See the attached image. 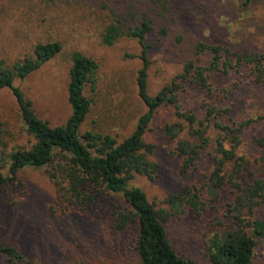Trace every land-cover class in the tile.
I'll list each match as a JSON object with an SVG mask.
<instances>
[{
    "label": "rangeland",
    "instance_id": "1",
    "mask_svg": "<svg viewBox=\"0 0 264 264\" xmlns=\"http://www.w3.org/2000/svg\"><path fill=\"white\" fill-rule=\"evenodd\" d=\"M127 1L0 0V59L11 63L30 54L37 42L62 44L61 52L50 61L23 80H14V85L31 101L38 118L55 126L68 117L69 56L72 51H79L98 63L95 90L91 91L89 86L84 90L91 106L80 131L110 134L118 140L132 132L145 111L136 87L141 67L140 47L136 40L129 38H121L110 46L101 42V33L111 22L112 13ZM155 1L145 2L152 5ZM161 1L169 8L166 20L169 31L160 41L156 33L148 37L153 42L147 54L150 94H155L171 76L181 71L183 62L192 57L199 41L226 46L230 53L243 50L264 53V0H253L246 9L237 0ZM207 56L204 53L203 58L208 59ZM211 84L215 88L211 99L219 107L228 109L222 122L238 124L251 120L239 132L237 181L246 184L256 178L264 180V147L254 142L255 138L264 137L262 90L248 82L244 73L234 71L212 75ZM201 94L196 86L186 85L180 94L182 108L202 117ZM174 119L171 107L161 106L156 110L144 140L154 147L149 158L158 164V170L151 179L136 175L130 184L141 187L156 207L170 211L171 216L164 224L168 238L178 254L200 264L204 259V242L217 229V221L227 223L223 205L232 201L233 195L223 190L218 209L207 208L200 216L182 205L172 209L167 203L170 195L179 196L184 187L200 185L210 169L206 152L195 172L180 175L172 140L163 133L164 125ZM0 121L6 149L28 147L33 142L9 89H0ZM0 194V242L15 246L30 264L75 261L139 264L133 248L134 227L128 233L113 232L105 208L109 202L93 206L84 215L72 209L63 210L55 198L52 182L42 170L32 168L23 169L15 181L1 188ZM181 209L182 212L176 213ZM255 213L264 219V203ZM0 264H6L2 257ZM252 264H264V239L255 250Z\"/></svg>",
    "mask_w": 264,
    "mask_h": 264
},
{
    "label": "trees",
    "instance_id": "2",
    "mask_svg": "<svg viewBox=\"0 0 264 264\" xmlns=\"http://www.w3.org/2000/svg\"><path fill=\"white\" fill-rule=\"evenodd\" d=\"M129 1L112 13L111 22L101 33V42L110 46L121 38H129L136 40L140 47L141 67L136 87L145 111L132 132L118 140L110 134L80 131L91 106L84 90L88 86L91 91L95 90L98 63L79 51H72L69 56L68 117L55 126L38 118L31 101L14 85V80H23L50 61L61 52L62 44L37 42L30 54L11 63L0 59V89L11 91L25 131L33 139L28 147L6 149L0 121V191L15 181L23 169L42 170L52 182L55 198L63 210L72 209L84 215L93 206L109 202L105 208L113 232L128 233L134 227L133 248L139 264H199L178 254L168 238L164 224L171 216L170 211L156 207L141 187L130 184L136 175L151 179L157 172L158 164L149 158L154 147L145 142L144 136L156 110L169 106L175 119L164 125L163 133L172 140L180 175L195 172L206 152L210 169L200 185L184 187L179 196L170 195L167 203L172 209L177 210L182 205L200 216L207 208L217 210L221 192L227 189L233 195L232 201L223 205L227 223L217 221V229L204 242V259L200 264H252L255 250L264 239V219L255 213L264 203V180L256 178L246 184L239 183V164L236 163L239 159L236 149L241 143L239 132L251 120L238 124L222 122L228 109L219 107L211 99V95H215L211 76L231 71L244 73L248 82L262 90L264 106V53L247 50L230 53L226 46L199 41L192 57L183 62L181 71L171 76L155 94H150L147 54L153 42L148 37L152 33L158 34V41L167 37L169 8L164 7L165 2L161 0L152 5L146 0ZM237 1L244 9L253 2ZM204 53L208 54V59L203 58ZM186 85H194L201 91L202 117L191 109L182 108L180 94ZM254 142L264 147V137L255 138ZM0 257L6 264H30L25 255L9 243L0 242Z\"/></svg>",
    "mask_w": 264,
    "mask_h": 264
}]
</instances>
